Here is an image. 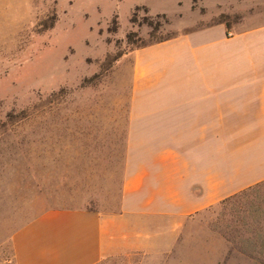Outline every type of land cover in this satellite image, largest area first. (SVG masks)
<instances>
[{"label":"rangeland","instance_id":"1","mask_svg":"<svg viewBox=\"0 0 264 264\" xmlns=\"http://www.w3.org/2000/svg\"><path fill=\"white\" fill-rule=\"evenodd\" d=\"M221 21L264 23V0L0 2V264H16L13 234L47 211L120 213L130 51ZM22 111L29 118L10 124ZM100 264H264V182L186 218L166 249L125 250Z\"/></svg>","mask_w":264,"mask_h":264},{"label":"crops","instance_id":"2","mask_svg":"<svg viewBox=\"0 0 264 264\" xmlns=\"http://www.w3.org/2000/svg\"><path fill=\"white\" fill-rule=\"evenodd\" d=\"M129 57L120 213L47 211L13 234L16 264L166 249L186 218L264 182V23L185 26Z\"/></svg>","mask_w":264,"mask_h":264},{"label":"trees","instance_id":"3","mask_svg":"<svg viewBox=\"0 0 264 264\" xmlns=\"http://www.w3.org/2000/svg\"><path fill=\"white\" fill-rule=\"evenodd\" d=\"M139 8H137L136 10H138ZM146 11H148L147 8H145ZM160 16V15H158ZM163 18H166L165 15L162 16ZM118 16H115L114 20H113V25L111 28H109V31L112 32V33H116L119 29V22L117 20ZM51 23L50 24H46L44 29L45 30H49V29H53L55 27V23H56V17H52L51 19ZM137 22L136 18H135V15H133V17L130 19V23L131 24H135ZM224 23V22H223ZM152 26V25H150ZM227 26L229 27V25L227 24ZM153 27V26H152ZM136 33L134 32H130L129 34H127V41H128V44L130 45H134L136 43ZM169 40V39H168ZM163 41H166V40H160L156 43H160V42H163ZM143 46H146V45H143ZM143 46H139V47H143ZM138 48V47H137ZM121 57V54L118 53L117 55H115L114 57H107L106 62L109 63V66H111L114 62H116L119 58ZM104 63V64H105ZM104 66V65H103ZM100 76V75H99ZM97 77V76H96ZM84 87V85H83ZM56 94H53L52 95V98L48 101V104L51 103V100L53 99V96L55 97ZM29 112H26V111H22L20 112L19 114H9L8 115V119H9V123L10 124H13V123H16V122H21L23 120H27L29 118Z\"/></svg>","mask_w":264,"mask_h":264}]
</instances>
